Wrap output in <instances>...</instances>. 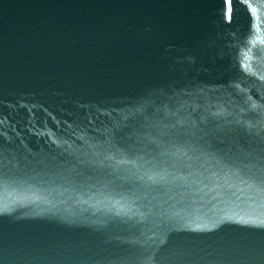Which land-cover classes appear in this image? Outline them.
I'll return each instance as SVG.
<instances>
[{
    "label": "water",
    "instance_id": "obj_1",
    "mask_svg": "<svg viewBox=\"0 0 264 264\" xmlns=\"http://www.w3.org/2000/svg\"><path fill=\"white\" fill-rule=\"evenodd\" d=\"M0 264H264V0H0Z\"/></svg>",
    "mask_w": 264,
    "mask_h": 264
}]
</instances>
